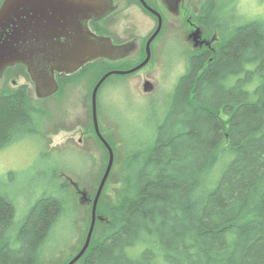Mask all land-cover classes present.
I'll return each mask as SVG.
<instances>
[{"label":"trees","instance_id":"obj_1","mask_svg":"<svg viewBox=\"0 0 264 264\" xmlns=\"http://www.w3.org/2000/svg\"><path fill=\"white\" fill-rule=\"evenodd\" d=\"M238 7L211 0L201 23L217 34L212 48L190 52L152 133L120 132L124 186L84 264H264V20ZM42 123L25 87L0 94V150ZM53 176L24 209L0 185V264L57 252L47 244L66 211L73 223L77 191L59 167Z\"/></svg>","mask_w":264,"mask_h":264},{"label":"rangeland","instance_id":"obj_2","mask_svg":"<svg viewBox=\"0 0 264 264\" xmlns=\"http://www.w3.org/2000/svg\"><path fill=\"white\" fill-rule=\"evenodd\" d=\"M238 11L241 15L264 20V0H239ZM121 39L115 41H123ZM155 43L160 44L152 51L146 66L131 74L109 76L98 93V126L114 154L113 167L96 208L100 221L108 217V207L119 202L118 192L125 182L117 177L126 162L120 132L126 139H134L154 131L155 121L162 116L177 79L185 72L192 50L190 43L183 38L165 41L163 36ZM123 45L119 55L94 60L86 70L69 78L57 94L47 99L36 95L30 75L27 76L23 68L16 67L22 75L18 81L26 82L30 89L28 101L39 109L43 123L37 136H27L0 150V185L3 184L4 187L1 186L7 192L20 196V201L25 198L23 207L27 201L34 202L46 189L52 190L53 172L59 167V181L76 184L79 190L87 192L90 199V202L82 203L81 195L70 189V193L75 194L74 221L70 222L66 211L55 226L47 247L58 250L45 264H65L84 243L91 218V200L108 161L106 148L93 133L91 92L102 74L112 68L110 63L117 64V69H125L140 59L137 40L125 41ZM3 80L4 74L0 76V86ZM145 81L153 85L150 91L143 90ZM101 231V225L96 223L92 242ZM75 264H84V261Z\"/></svg>","mask_w":264,"mask_h":264},{"label":"flooded vegetation","instance_id":"obj_3","mask_svg":"<svg viewBox=\"0 0 264 264\" xmlns=\"http://www.w3.org/2000/svg\"><path fill=\"white\" fill-rule=\"evenodd\" d=\"M4 1L0 0V8ZM89 2H93L95 8H92L91 16H88ZM54 5H57V7ZM210 5L211 0H51L49 8L51 10L43 20L40 19V21L38 16L35 15L40 24L35 25L34 22H29L26 26L23 25L21 33L27 31L28 33L25 36L48 37L49 40L47 42L55 44L54 49L57 38L64 41L73 37L81 38L84 30L91 31L97 36L108 37L111 39L112 44L118 47H123L125 41L137 40L140 59L125 69H111L127 70L145 59L146 43L158 28L159 23L160 30L150 43V57L152 51L160 44L155 42L163 36L165 41L167 39H185L191 45V52L212 48L217 39V34L215 32H207L201 23ZM38 13L39 17H41L40 10H38ZM112 27H114V30ZM195 37L199 42L196 47L194 46L196 43L194 41ZM118 38H122L121 40L123 41H115ZM66 46L67 42L60 46L59 50ZM127 63L125 61V64ZM89 64L83 66L75 74H67L65 71L55 72V79L58 84V91L55 94L61 90L69 78L79 74L82 70H86L85 68ZM16 67L23 68L24 72L28 74L27 66L24 63H17L7 67L3 73L4 80L0 86V94L15 92L25 87L28 97L30 89H28L25 81H18L22 75L19 74ZM5 86L8 88H5ZM93 133L96 136L94 128ZM74 188L79 192L76 187Z\"/></svg>","mask_w":264,"mask_h":264},{"label":"water","instance_id":"obj_4","mask_svg":"<svg viewBox=\"0 0 264 264\" xmlns=\"http://www.w3.org/2000/svg\"><path fill=\"white\" fill-rule=\"evenodd\" d=\"M38 1H40L38 3ZM51 0H5L0 8V76L4 70L14 64L24 63L27 66L28 74L35 85L36 95L45 99L58 91V84L55 79V72L65 71L73 74L83 66L102 57H116L122 51V47L114 46L108 37L97 36L91 31L84 30L81 38H68L66 41L57 38L55 44H51L49 38L37 35L25 36L27 31L22 32L23 25L34 22L39 25L46 14L51 10ZM46 4V5H45ZM94 3L89 2V15L91 16ZM57 7V5H54ZM95 9V8H94ZM40 10L41 17H39ZM44 11V12H43ZM38 16V21L35 17ZM160 30V23L153 35L146 43L145 59L138 65L127 70H110L104 73L94 85L91 92V117L93 128L99 141L108 152V161L105 171L98 184L97 190L91 200L90 225L80 250L68 261L67 264H75L87 251L97 219L96 208L103 188L109 177L114 163V154L111 146L102 136L97 121V93L101 85L111 75H126L134 73L143 68L150 60V43L154 40ZM194 46L199 44L196 37ZM67 42V46L59 50L60 46ZM201 43V42H200ZM33 47H36L33 49ZM152 84L149 81L143 83V90L150 91ZM80 193V202H90L87 192L79 190L76 184H72Z\"/></svg>","mask_w":264,"mask_h":264}]
</instances>
